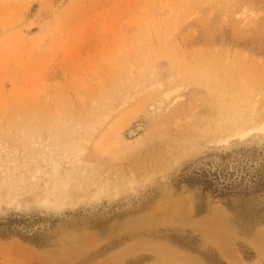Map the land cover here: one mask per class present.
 <instances>
[{
	"label": "rangeland",
	"instance_id": "rangeland-1",
	"mask_svg": "<svg viewBox=\"0 0 264 264\" xmlns=\"http://www.w3.org/2000/svg\"><path fill=\"white\" fill-rule=\"evenodd\" d=\"M222 89L264 113V0H0V264H264Z\"/></svg>",
	"mask_w": 264,
	"mask_h": 264
},
{
	"label": "bare ground",
	"instance_id": "bare-ground-1",
	"mask_svg": "<svg viewBox=\"0 0 264 264\" xmlns=\"http://www.w3.org/2000/svg\"><path fill=\"white\" fill-rule=\"evenodd\" d=\"M169 84H171V83H169ZM178 88H174V89H170L169 88V90H167L165 92V96L169 97L170 95L177 93L179 91ZM217 88H219V87H217ZM220 88H223V87H220ZM226 90H228V89H226ZM221 93H223V94L220 97H223L224 100L221 101L222 103H221V106H220V110L218 112L220 119L217 120V123L214 125V128H211V129H213L212 130L213 131V133H212L213 135H212V138H210L209 142H212L214 144H225L226 145L228 142L231 141V139H243V138H246L248 136H251L254 132L264 135V113L262 114V116H261V113H260L261 117L259 119H255L254 118V114H253V113H255L256 107L258 106V99H256V97L252 98V97H254V96H252L251 98L250 97L249 98H244V95H243L244 92H243L242 95H238L237 97H235L229 92V90L227 92H225L224 89H222ZM256 95H257V93H256ZM213 96H215V95H213ZM220 97H218V98H220ZM164 102H166V101H164ZM215 105H216V103H215ZM243 106L245 107V109H242ZM213 114H214V112H213ZM202 145H204V144H202ZM67 153H68V151H67ZM80 153H82V151H80ZM57 167L59 168V166L55 165L54 168L56 169ZM58 186H60V185H58ZM60 189H61V187H60ZM50 191H52V190H50ZM52 195H54V194H52ZM52 195H47L46 197H44L42 199L41 202L43 204H45V205H55V204L60 203V202H66L65 199L67 197H55L54 198L55 204H52V202L49 199L50 197H53ZM96 195H98V194H96ZM5 200H6V204L9 205V206L17 205V203H16L17 199L15 197H12V195L10 196L9 194H7L5 196Z\"/></svg>",
	"mask_w": 264,
	"mask_h": 264
}]
</instances>
